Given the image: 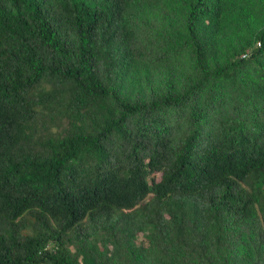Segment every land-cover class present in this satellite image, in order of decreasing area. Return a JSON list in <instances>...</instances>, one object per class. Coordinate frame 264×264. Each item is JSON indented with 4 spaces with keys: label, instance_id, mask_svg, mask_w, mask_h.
<instances>
[{
    "label": "trees",
    "instance_id": "trees-1",
    "mask_svg": "<svg viewBox=\"0 0 264 264\" xmlns=\"http://www.w3.org/2000/svg\"><path fill=\"white\" fill-rule=\"evenodd\" d=\"M0 264H264V0H0Z\"/></svg>",
    "mask_w": 264,
    "mask_h": 264
}]
</instances>
